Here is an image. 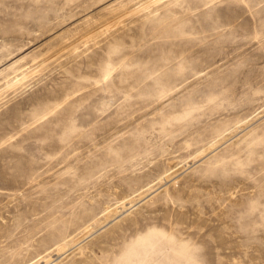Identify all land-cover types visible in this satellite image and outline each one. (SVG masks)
<instances>
[{
  "label": "rangeland",
  "instance_id": "374dc122",
  "mask_svg": "<svg viewBox=\"0 0 264 264\" xmlns=\"http://www.w3.org/2000/svg\"><path fill=\"white\" fill-rule=\"evenodd\" d=\"M49 263L264 264V0H0V264Z\"/></svg>",
  "mask_w": 264,
  "mask_h": 264
},
{
  "label": "bare ground",
  "instance_id": "6f19581e",
  "mask_svg": "<svg viewBox=\"0 0 264 264\" xmlns=\"http://www.w3.org/2000/svg\"><path fill=\"white\" fill-rule=\"evenodd\" d=\"M236 128V127H235ZM220 139V138H219ZM217 142V141H216ZM216 142H214V143H212V144H210L209 146H208V148L206 149V150H202V151H200L197 155H196V157H198V156H203L204 155V152L205 151H207V150H210L211 148H213V146L216 144ZM214 154V153H213ZM192 160V159H191ZM198 160V159H197ZM199 161V160H198ZM192 166V165H191ZM173 175V174H172ZM175 176V175H174ZM173 178H175V177H173ZM172 180V179H171ZM170 181V180H169ZM139 193V192H138ZM144 193V192H143ZM153 193V192H152ZM148 196V195H147ZM143 197V196H142ZM152 197V196H151ZM133 198V197H132ZM133 201V200H132ZM143 201V200H142ZM133 202H131V204H132ZM138 204H139V202H138ZM137 205V204H136ZM109 210V209H108ZM125 212V211H124ZM126 213V212H125ZM100 218V217H99ZM123 218V217H122ZM115 219V218H114ZM105 226V225H104ZM102 228V227H101ZM96 230H98V229H96ZM85 231V230H84ZM89 237V236H88ZM86 239V238H85ZM66 242V241H65ZM79 244V243H78ZM65 244H62V245H57L56 246V248L58 249V251H60V250H62L63 249V246H64ZM66 246V245H65ZM61 255V254H60ZM54 260V259H53ZM52 260V261H53ZM49 264H52V263H49Z\"/></svg>",
  "mask_w": 264,
  "mask_h": 264
}]
</instances>
